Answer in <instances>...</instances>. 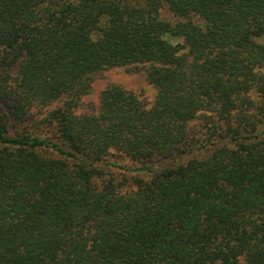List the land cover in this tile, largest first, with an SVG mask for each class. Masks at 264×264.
I'll return each instance as SVG.
<instances>
[{
	"label": "trees",
	"instance_id": "16d2710c",
	"mask_svg": "<svg viewBox=\"0 0 264 264\" xmlns=\"http://www.w3.org/2000/svg\"><path fill=\"white\" fill-rule=\"evenodd\" d=\"M263 33L264 0H0V264H264ZM139 64L151 106L76 112Z\"/></svg>",
	"mask_w": 264,
	"mask_h": 264
},
{
	"label": "rangeland",
	"instance_id": "374dc122",
	"mask_svg": "<svg viewBox=\"0 0 264 264\" xmlns=\"http://www.w3.org/2000/svg\"><path fill=\"white\" fill-rule=\"evenodd\" d=\"M163 17H168L166 11H162ZM258 43H264V33L256 38ZM146 66L143 64L134 66L113 67L92 76L90 90L79 100L76 112L96 111L99 106L100 93L110 85H119L134 93L145 105L151 106L156 97V89L146 80ZM60 101L53 102L49 109L60 104Z\"/></svg>",
	"mask_w": 264,
	"mask_h": 264
}]
</instances>
